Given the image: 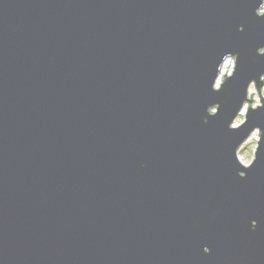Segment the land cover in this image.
Returning a JSON list of instances; mask_svg holds the SVG:
<instances>
[{
	"label": "water",
	"instance_id": "water-1",
	"mask_svg": "<svg viewBox=\"0 0 264 264\" xmlns=\"http://www.w3.org/2000/svg\"><path fill=\"white\" fill-rule=\"evenodd\" d=\"M263 2L0 0V264H264Z\"/></svg>",
	"mask_w": 264,
	"mask_h": 264
},
{
	"label": "rangeland",
	"instance_id": "rangeland-1",
	"mask_svg": "<svg viewBox=\"0 0 264 264\" xmlns=\"http://www.w3.org/2000/svg\"><path fill=\"white\" fill-rule=\"evenodd\" d=\"M226 61H227V64L230 65V67L227 66V67H224V69H222L221 67L220 75H219V78L217 79L216 86L219 85L221 81V76L223 73L226 72V74H229L231 72L232 66L234 64V59L227 58L224 62ZM251 93H253L252 94L253 101L250 102V106L256 107V105H260L259 95L257 93L256 87L254 86V84H251L248 88V98H250ZM260 95L262 96V98H264V84L260 89ZM247 106H248V102L244 104V110L241 111V113L238 114V116L235 118L233 125H238L240 122L243 121L244 113L246 112ZM258 139H259L258 130H254L251 133V135L247 138V140L239 146V149L237 151V157L243 164H249L251 162Z\"/></svg>",
	"mask_w": 264,
	"mask_h": 264
},
{
	"label": "clouds",
	"instance_id": "clouds-1",
	"mask_svg": "<svg viewBox=\"0 0 264 264\" xmlns=\"http://www.w3.org/2000/svg\"><path fill=\"white\" fill-rule=\"evenodd\" d=\"M257 53L260 54V55H262V56H264V46L259 47V48L257 49ZM233 58L236 59V60L238 59V57H237L236 54L234 55ZM233 76H234V75H233ZM233 76L230 77V78H233ZM230 78H227V79L224 81L222 87H221L218 91H221V90H222L223 86L225 85V83H226ZM262 78H264V72H261V73L259 74V79L262 80ZM253 79H255V78H253ZM253 79H250V80L247 82V84H248L251 80H253ZM244 92H245V90H244ZM262 107H264V106H260L259 108H262ZM259 108L253 106V107H252V110H257V109H259Z\"/></svg>",
	"mask_w": 264,
	"mask_h": 264
},
{
	"label": "bare ground",
	"instance_id": "bare-ground-1",
	"mask_svg": "<svg viewBox=\"0 0 264 264\" xmlns=\"http://www.w3.org/2000/svg\"><path fill=\"white\" fill-rule=\"evenodd\" d=\"M262 8L264 9V2H263V6H262ZM230 67V65L229 64H227V61L226 62H224L223 63V65H222V69H224V67ZM217 83V82H216ZM244 110V107L242 108V111Z\"/></svg>",
	"mask_w": 264,
	"mask_h": 264
},
{
	"label": "snow or ice",
	"instance_id": "snow-or-ice-1",
	"mask_svg": "<svg viewBox=\"0 0 264 264\" xmlns=\"http://www.w3.org/2000/svg\"><path fill=\"white\" fill-rule=\"evenodd\" d=\"M240 175H241V177H245L246 173L241 172Z\"/></svg>",
	"mask_w": 264,
	"mask_h": 264
}]
</instances>
